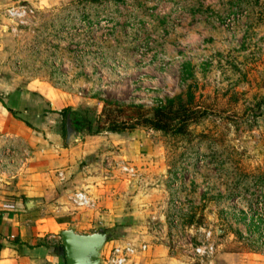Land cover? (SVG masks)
<instances>
[{
	"label": "rangeland",
	"instance_id": "obj_1",
	"mask_svg": "<svg viewBox=\"0 0 264 264\" xmlns=\"http://www.w3.org/2000/svg\"><path fill=\"white\" fill-rule=\"evenodd\" d=\"M64 8L37 10L17 29L9 20L0 26V76H14L0 90L31 85L36 110L46 109V121L61 130L67 117L54 114L42 93L55 87L94 130L101 125L93 162L79 161L69 185L91 189L95 204L72 208L65 196L67 216L82 219L81 229L112 234L104 254L115 244L146 243L132 264L159 243L203 264L173 235L199 243L208 228L216 255L263 254L264 0H74ZM106 100L149 114L166 108L170 126L109 131L111 118L127 114L104 111ZM175 199L184 208L179 229L170 222ZM58 236L46 244L66 264Z\"/></svg>",
	"mask_w": 264,
	"mask_h": 264
},
{
	"label": "crops",
	"instance_id": "obj_2",
	"mask_svg": "<svg viewBox=\"0 0 264 264\" xmlns=\"http://www.w3.org/2000/svg\"><path fill=\"white\" fill-rule=\"evenodd\" d=\"M17 1L0 0V14ZM22 1L33 5L40 13H48L65 11L66 8H62L74 0ZM13 77L0 76V81L7 83ZM30 86L0 90V264H59L61 254L57 255L52 246L48 247L45 238L59 237L62 229L70 227L80 233L96 230L81 229L84 222L69 218L64 203L68 196V204L77 207L71 198L84 189L69 187L77 182L73 173L82 159L93 162L90 145L103 136L86 134L84 140L64 145L63 128L56 129L57 125L46 121V109L36 110L40 106H36ZM42 93L54 114L70 106L63 90L53 87ZM215 256L203 264H264V253L220 251ZM146 259L140 264H190L174 256L164 243L154 244Z\"/></svg>",
	"mask_w": 264,
	"mask_h": 264
},
{
	"label": "built area",
	"instance_id": "obj_3",
	"mask_svg": "<svg viewBox=\"0 0 264 264\" xmlns=\"http://www.w3.org/2000/svg\"><path fill=\"white\" fill-rule=\"evenodd\" d=\"M37 10L27 4L26 2H17L12 6H8L0 14V26H3L5 20H9L11 25L17 29L18 27L32 24L31 20L35 18ZM4 153V152H2ZM126 171L131 172L132 168L126 166ZM72 202L77 207H91L95 203L92 198L85 191H77L72 196ZM173 210L170 217L171 226L173 229L182 225V214L184 213V208L181 207L179 199H175L172 202ZM177 210V211H176ZM217 235H215L212 228L204 229V238L199 242L195 243L193 240L183 242L178 241L176 236L173 235L174 243L177 242V246H182L185 248V251H190L194 254V257L200 260V262H205L207 259L213 258L218 251V241ZM106 247V246H105ZM148 245L146 243L141 244L140 246L126 243V244H115L113 245L106 254L103 252V264H127L133 256H135L139 251L147 250ZM106 249V248H105Z\"/></svg>",
	"mask_w": 264,
	"mask_h": 264
},
{
	"label": "water",
	"instance_id": "obj_4",
	"mask_svg": "<svg viewBox=\"0 0 264 264\" xmlns=\"http://www.w3.org/2000/svg\"><path fill=\"white\" fill-rule=\"evenodd\" d=\"M72 110L66 118V142L69 145L83 138V132L72 122ZM60 236L66 264H103V251L112 238V234L104 229L80 233L74 227L62 229Z\"/></svg>",
	"mask_w": 264,
	"mask_h": 264
},
{
	"label": "trees",
	"instance_id": "obj_5",
	"mask_svg": "<svg viewBox=\"0 0 264 264\" xmlns=\"http://www.w3.org/2000/svg\"><path fill=\"white\" fill-rule=\"evenodd\" d=\"M100 1V0H92ZM117 107L118 115L127 114L125 120H117L114 117L111 118V122L107 127V130L112 132H122L125 130H134L138 126H150L156 130H167L170 126L172 115L166 110V108H156L153 113L150 110H145L141 106L130 105V106H117L116 103L112 101H105L104 111L107 108ZM72 110V106L65 107L62 110L65 118L68 113ZM111 110V109H110ZM110 113H108L109 115ZM109 118V116H108ZM100 121V118L96 120ZM72 122L76 125L77 129L80 131H86L88 134H98L101 131V125L98 126L96 130L93 128V121L89 119L85 114H81L79 111L72 110ZM63 134L66 137V123H64Z\"/></svg>",
	"mask_w": 264,
	"mask_h": 264
}]
</instances>
